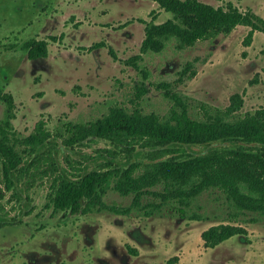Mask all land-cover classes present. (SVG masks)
I'll use <instances>...</instances> for the list:
<instances>
[{"label": "rangeland", "instance_id": "obj_1", "mask_svg": "<svg viewBox=\"0 0 264 264\" xmlns=\"http://www.w3.org/2000/svg\"><path fill=\"white\" fill-rule=\"evenodd\" d=\"M42 1L36 0L39 7ZM200 1L214 6L232 2L264 19V0ZM32 3L0 0V13L24 28L21 38L39 33L49 43L45 58L31 60L22 50L4 54L2 65L11 73L4 91L13 95V125L22 136L42 118L54 129L58 120L88 122L114 106L163 119L184 106L191 117H201L200 104L223 109L238 93L244 101L238 114L264 108V32L256 31L248 46L249 28L237 26L229 35L193 47L179 48L172 40L160 52H142L145 23L172 17L155 2L54 0L34 26L33 19L27 26L26 7ZM140 88L147 93L140 95ZM4 110L0 102V118ZM151 200L145 196L143 203ZM45 201L42 191L24 223L0 229V264H121L123 258L126 264H264V216L252 221L248 213L237 223L246 236L205 246L201 233L227 213L219 192L202 193L182 216L167 208L149 217L136 210L117 213L111 207H129L133 197L115 191L105 197L106 208L83 216L44 211Z\"/></svg>", "mask_w": 264, "mask_h": 264}, {"label": "trees", "instance_id": "obj_2", "mask_svg": "<svg viewBox=\"0 0 264 264\" xmlns=\"http://www.w3.org/2000/svg\"><path fill=\"white\" fill-rule=\"evenodd\" d=\"M150 1L172 17L145 23L142 52H160L172 40L179 48L193 47L229 35L237 26L249 28L244 38L248 46L256 31L264 32L262 17L232 2L214 6L200 0ZM21 47L29 59L48 55L44 39L25 41ZM165 85L170 86L161 87L168 88ZM140 90V95L147 93V88ZM1 98L0 229L24 223L42 191L43 210L65 217L106 208L109 191L133 197L129 207H111L117 213L136 210L148 217L164 208L186 215L202 193L219 192L227 213L220 224L201 233L209 248L246 236L237 224L241 217L251 213L255 221L264 216V108L238 114L244 103L238 93L223 109L200 104L201 117H191L184 106L167 119L114 106L88 122L58 120L54 129L42 118L26 136L13 125V95L2 92ZM145 196L152 200L143 203Z\"/></svg>", "mask_w": 264, "mask_h": 264}, {"label": "flooded vegetation", "instance_id": "obj_3", "mask_svg": "<svg viewBox=\"0 0 264 264\" xmlns=\"http://www.w3.org/2000/svg\"><path fill=\"white\" fill-rule=\"evenodd\" d=\"M32 1H33V3H32L33 6H31L30 9H29L30 4L28 5V7H26V10L30 13V16H33V18H31L30 16L27 17V18H29L28 19L29 21L25 23V25H27V26L31 25L30 19H33L32 22H33V26H34L37 23L38 19L41 18V15L44 13H47L50 6L54 3V0H44V1H42L41 6L39 7V4L36 3V0H32ZM37 1H39V0H37ZM15 2L18 3V0H11V3H15ZM44 3H45V5H44ZM14 5L16 6L17 4H14ZM14 8H15L14 11L19 13V6L14 7ZM5 26H7V31L3 32V28ZM15 27H18V28L15 29ZM22 29H24V28H20L19 23H15L10 17L4 16L2 13H0V102L1 103H3L2 98H1L2 92H5L4 91L5 87L7 84H9V82H8V80L10 78L9 75H11L10 68L9 67L5 68L2 65L3 59H4V54L8 53V52H16L17 50L18 51L22 50L23 52H25V50L21 47L23 42L28 41V40H33V39L40 40L38 38V36L40 35L39 33H35L34 37L21 38V34L25 32ZM50 36H52V35H48L47 38L50 39L49 38ZM41 39L46 40L45 38H41ZM47 43H48V41H47ZM31 60H33V59H31ZM4 82H7V84L5 85ZM8 93H10V92H8ZM80 216H83V215H80ZM135 232H137V231H135ZM139 235H142V234L138 233L137 236H139ZM234 237H238V236H234ZM132 255L136 256V254H132ZM110 259H113V258H110ZM124 259L125 258H123L121 260V264H126L124 262ZM122 261L124 263H122ZM113 262H114V260H113ZM113 262H111V264H113ZM114 264H117V263L115 262Z\"/></svg>", "mask_w": 264, "mask_h": 264}]
</instances>
